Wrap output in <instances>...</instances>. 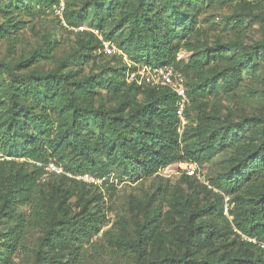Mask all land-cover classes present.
I'll list each match as a JSON object with an SVG mask.
<instances>
[{
    "label": "trees",
    "instance_id": "1",
    "mask_svg": "<svg viewBox=\"0 0 264 264\" xmlns=\"http://www.w3.org/2000/svg\"><path fill=\"white\" fill-rule=\"evenodd\" d=\"M82 1L64 0L68 27L86 26L108 42L127 30L118 47L130 62L182 67L194 78L183 114L189 123L179 132L175 94L126 83L125 64L86 75L65 72L66 64L101 60L102 42L91 31L75 32L74 56L55 70L23 73L52 58L57 45L49 42L13 66L0 62V264H89L92 258L87 247L105 222L100 188L49 173L48 164L71 175L114 171L130 179L149 178L173 163L202 167L216 157L222 161L215 188L184 173L174 185H156L145 205L157 207L135 222V239L120 243L129 245L135 264H264V96L252 92L260 107L236 118L199 114L209 87L221 82L230 90L243 73L258 74L264 36L252 46L193 42L201 16L225 1L236 6V29L258 22L264 32V0ZM40 3L53 12L58 0H0V42L9 52ZM181 48L192 52L187 63L175 62ZM210 63L217 69L205 76ZM101 91L118 104L106 107ZM104 166L110 169L98 172ZM132 203L135 210L144 207Z\"/></svg>",
    "mask_w": 264,
    "mask_h": 264
},
{
    "label": "rangeland",
    "instance_id": "2",
    "mask_svg": "<svg viewBox=\"0 0 264 264\" xmlns=\"http://www.w3.org/2000/svg\"><path fill=\"white\" fill-rule=\"evenodd\" d=\"M1 1L5 2V0ZM225 2L223 7L213 6L215 9L207 10L201 16L200 23L197 27L198 35L196 36L197 38L194 37L193 42L195 41L194 43H196L198 41V46L201 48H213L216 44L229 43L252 46L254 43L262 40L264 32L261 24L258 22L245 23L240 29H236L233 26L231 17L233 16L234 10H236V6L234 2ZM74 8L76 9L77 7ZM27 22L26 27L17 36L14 53L8 51L5 42H0V62L13 66L19 61L28 58L34 50L43 46L45 42H49L50 44L55 43L57 45L52 58L48 61H40L38 65L32 66L28 71H23V73L29 71L44 73L55 70L67 59L74 56L77 47L75 32L62 27L53 15L52 10L46 9L41 3L35 4V16L32 19H28ZM126 33L127 30H123L121 34H117L111 41L119 51L121 50L118 45L124 40ZM189 41H187V38L181 39L180 44L182 45ZM100 52L101 60L98 59L95 64L89 63L88 65L80 67L79 62H73L66 64L64 71H71L72 73L82 71L86 75L90 72H98L99 67L105 64L119 67L126 61L129 62L126 56V59L122 57V61L119 60V62H116L112 61L110 55L105 56L102 54V51ZM191 55L192 52L181 48L174 55L175 62L187 63ZM213 66L211 63L208 66L206 65L204 68L205 76H210L215 72L217 68L212 70ZM176 70L182 72L183 69L180 67ZM183 76H185L184 81L186 90H188L187 84L191 83L194 78L187 75ZM221 86L220 82L217 89H211L209 87L205 91L199 114L215 115V111H219L222 115L227 113L229 115L230 112L234 114L232 116L233 118L238 117L240 113L250 114L253 110L259 108L261 103L258 97L251 95L252 92H257L261 97L264 96V65L261 66L255 77L251 74L243 73L242 82L236 88L225 90L221 89ZM186 95L188 99L186 107H189L191 105V98L193 97L187 91ZM100 96L102 103L106 107H112L118 104V98L107 95L105 91H101ZM196 115V112H191V116L195 119ZM184 121L185 125L189 123L185 119ZM181 125L180 120L179 127ZM228 154H232V151H229ZM221 161L222 157H216L212 163L202 167H195L186 163H173L149 178L139 177L138 175H134L130 179L120 178L117 173L110 171L109 174H114V179L111 180L112 184L110 181H107L97 186L100 188L99 192L104 198L105 222H103L104 226L100 229L99 233L90 240H96L94 242L92 241V247L87 244L84 245L85 247L88 246V253L92 256L89 264H135L133 252L129 245L122 244L120 241L128 242L129 240L135 239V222H141L145 213L157 207V202L145 205L147 204V199L155 193V186L158 184L174 185L184 173L187 176H195L201 186H206L207 188L214 187L215 185L212 181L221 172ZM109 169L104 166L98 172H105ZM134 200L140 201L144 206L142 207L143 209L135 210L134 204L132 203ZM144 209L146 210L144 211ZM107 231L108 235H105ZM37 237L32 240L33 244L37 243ZM112 253L115 256L113 258L110 257Z\"/></svg>",
    "mask_w": 264,
    "mask_h": 264
},
{
    "label": "built area",
    "instance_id": "3",
    "mask_svg": "<svg viewBox=\"0 0 264 264\" xmlns=\"http://www.w3.org/2000/svg\"><path fill=\"white\" fill-rule=\"evenodd\" d=\"M64 0H58V3L53 7V15L60 19V22L64 28L74 32H84L91 31L101 42L102 50L104 54L110 56H122L124 59L126 57L122 54L121 51L108 41H103L102 36L96 30H90L86 26H79L77 28L68 27L63 21V12H64ZM127 67L125 72V81L126 83H135L136 85H145L150 87H166L170 89L175 94V109L178 118L181 120V126L178 128V131L181 132L183 126L185 125L184 121V109L188 104V99L186 95V86L184 81V76L182 72L176 70L173 66L168 65H139L136 63L126 61L124 63ZM196 167L195 164H191ZM45 170L49 173L55 174H64L65 176L75 179L77 181H82L88 185L100 186L104 182H111L114 179V174H107L101 177L96 176L90 173H82L79 175H71L65 173L61 167H58L54 164H48L45 167ZM192 173V172H191ZM112 184V182H111ZM227 213V209L224 210Z\"/></svg>",
    "mask_w": 264,
    "mask_h": 264
}]
</instances>
